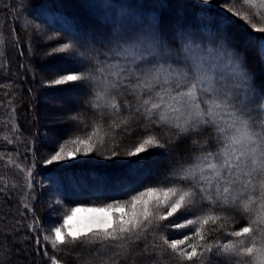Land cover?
Listing matches in <instances>:
<instances>
[{
  "label": "snow or ice",
  "instance_id": "6c2138e0",
  "mask_svg": "<svg viewBox=\"0 0 264 264\" xmlns=\"http://www.w3.org/2000/svg\"><path fill=\"white\" fill-rule=\"evenodd\" d=\"M219 6L254 32L264 34V26L253 22H264V0H221ZM159 27L132 31L109 28L103 40L92 38L99 47H89L87 38L78 41L71 37L51 48L50 55L69 54L66 58L76 67L51 80L50 86L78 83L86 90V103L92 109L115 116H120L122 109L128 110L129 116L119 124L112 121L114 131L122 129L131 135V117H141L140 139L123 154L134 157L150 148L165 149L170 167L159 187H144L126 201L72 208L64 215L63 224L52 227L43 239L53 250L83 244L123 251L152 236V249L170 250L177 264H203L205 260L212 264L206 254L214 248L221 264H264V86H257L241 50L230 44L226 25H213L216 38L210 39L211 46L197 43L196 29L187 35L181 31L179 40L174 35L165 43ZM4 43L0 39V44ZM260 59L264 63V51ZM117 94L134 96L136 107L133 109L127 99L123 104L118 102ZM98 127L102 125L94 126L86 138L60 144L44 164L96 152L92 139ZM112 140L105 157L109 160L121 155L115 136ZM182 142L188 150L178 155ZM67 143L73 145L71 150H66ZM13 163L9 158L8 164ZM15 167L25 173V196L32 199L35 161L29 168ZM24 206L29 207L27 203ZM79 212L100 215L90 217L85 229L73 231L69 221ZM237 217L246 224L225 232L234 239L225 243L208 239L226 224L238 223ZM29 227L39 230V220L34 219ZM178 230H185L179 232L182 238H176ZM49 259L51 264H59L55 256Z\"/></svg>",
  "mask_w": 264,
  "mask_h": 264
},
{
  "label": "trees",
  "instance_id": "16d2710c",
  "mask_svg": "<svg viewBox=\"0 0 264 264\" xmlns=\"http://www.w3.org/2000/svg\"><path fill=\"white\" fill-rule=\"evenodd\" d=\"M121 1L128 4L140 27L154 29L159 25L165 43L174 35L179 40L181 31L187 35L196 29L197 43L211 46L210 39L216 38L213 25H226L230 44L241 50L257 86H264L259 50L264 34L254 32L244 21L226 13L219 6L221 0ZM109 28L112 30L111 23L100 16L90 0H0V39L5 41L0 44V156L3 157L0 159V264H51L52 256L60 264H177L170 250L152 249V236L131 244L126 250L116 249L112 254V248L99 245H61L53 250L43 239L52 227L63 224L64 215L72 208L101 207L115 199L126 201L144 187H159L170 167L165 149L150 148L134 157L123 154L140 139L141 117H131V135L122 129L114 131L112 121L119 124L123 117L129 116L128 110L122 109L121 115L115 116L107 110L92 109L86 103V90L78 83L50 86L51 80L76 67L66 58L69 54L50 55L52 47H58L59 41L68 42L71 37H79L78 41L87 38L89 47H99L92 38L103 40ZM49 36L54 38L49 40ZM218 43L224 41L218 39ZM58 64L64 66L45 71ZM74 90L78 102L58 110L53 95L64 97ZM117 97L121 104L127 99L133 109L137 105L134 96L117 94ZM97 125L102 127H98L92 139L97 145L96 152L87 157L79 155L75 160L44 164V159L54 154L60 144L77 137L86 138ZM113 136L120 144L117 151L121 155L109 160L105 157L112 148ZM100 143L104 147H99ZM72 147L71 143L65 144L66 150ZM179 147L178 155L188 150L184 142ZM9 158L14 161L12 165L8 164ZM33 161L35 191L30 193L33 198L28 199L25 173L15 164L29 168ZM34 219L40 222L37 231L29 227ZM237 220L238 223L213 231L208 239H234L225 232L246 224L239 217ZM180 231L183 230L175 234ZM215 251L206 255L212 264H221L222 258L214 255Z\"/></svg>",
  "mask_w": 264,
  "mask_h": 264
},
{
  "label": "rangeland",
  "instance_id": "374dc122",
  "mask_svg": "<svg viewBox=\"0 0 264 264\" xmlns=\"http://www.w3.org/2000/svg\"><path fill=\"white\" fill-rule=\"evenodd\" d=\"M90 1L91 3L94 4V6H96L100 16L105 21L111 23L113 31L120 30V29H126L128 31H132L134 29H143V30L151 29L150 27H145V26L140 27L137 23V20L134 18L132 12L129 11L130 9H128L129 7L128 4L122 3L121 0H90ZM237 7H239V5H237ZM247 10H248L247 7H245V11ZM253 22L257 23L258 26H264V22H261L259 20H253ZM259 50H260V53L264 51V42L259 43ZM63 66L64 65L62 64L54 65V66L47 68L45 71H52L54 69H60ZM263 66H264V63H263ZM75 93L76 92L74 90V91H71L69 95H66L64 97H61V96L58 97V96L53 95L54 97L53 99L56 100L54 101V104H56V106L58 107V110H60L61 108L63 109L67 108L69 103H72L74 101L78 102V100H76ZM44 100L46 99L44 98ZM80 208H94V207H80ZM125 211H127V209H125ZM94 215H100V214L89 213V212H79L76 214L75 217H73L72 220L69 221V225H71V228L73 231L83 230L88 226L89 218ZM178 234H175L176 237L178 236ZM178 238H182V237L179 235ZM226 240L223 239L220 241L221 243H225L227 242ZM116 249L118 248H112L111 254L114 253Z\"/></svg>",
  "mask_w": 264,
  "mask_h": 264
},
{
  "label": "water",
  "instance_id": "95a60500",
  "mask_svg": "<svg viewBox=\"0 0 264 264\" xmlns=\"http://www.w3.org/2000/svg\"><path fill=\"white\" fill-rule=\"evenodd\" d=\"M60 264V263H59Z\"/></svg>",
  "mask_w": 264,
  "mask_h": 264
}]
</instances>
